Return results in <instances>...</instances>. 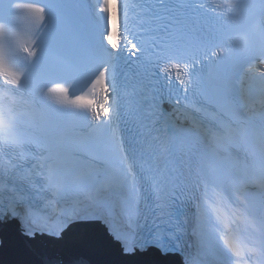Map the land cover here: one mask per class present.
<instances>
[{"label": "snow or ice", "instance_id": "6c2138e0", "mask_svg": "<svg viewBox=\"0 0 264 264\" xmlns=\"http://www.w3.org/2000/svg\"><path fill=\"white\" fill-rule=\"evenodd\" d=\"M204 7L199 0H187L181 5L185 12H197ZM253 7L242 0H230L221 15L242 14ZM260 7L264 9V0ZM129 9V4L121 9L119 0H102L97 5L87 0L71 3L52 0L47 4L0 0V145H17L23 149L37 142L32 119L37 111L64 118L63 122H53L43 137L46 147L40 168L44 169L45 181H29L28 187L13 182L6 191H0V223L17 221L26 236L47 235L57 240L68 231L94 230L92 243H114L124 258L153 252L168 256L182 250V213L171 205L182 195V189L174 170L161 169L159 161L174 149L177 141L190 150L204 146L197 173V181L203 186V197L198 199L201 213L211 206L209 189L223 194L214 202L223 207L224 196L232 200L242 188L255 187L257 182L264 185V130L257 133L258 166L244 161L239 168L223 169L205 162L212 153L211 142L215 137L231 131L214 123L221 116L217 109L232 107L238 97L251 96L253 92L264 98V75L255 85L245 82L252 69L245 71L241 60L255 53L257 34L254 32L225 34L209 29L198 32L194 40L189 39L184 18L172 0H140L135 9L142 35L137 38L127 28ZM121 11L124 25L120 23ZM18 13L27 14L22 18L26 27L17 22ZM97 13L105 14L107 23L99 38L87 25L89 17ZM259 41L260 55L264 56V24ZM149 43L155 50L145 48ZM146 52L150 57L143 60ZM53 53L55 58L50 59ZM121 61L126 65L140 62L135 86L130 92L125 87L123 95L135 98L129 100L135 112L129 147L144 158V171L159 201L158 219L167 225L155 231L141 230L138 210L131 209L133 203H138V186L133 166L126 163L128 149L124 137L116 133L125 107L121 103ZM221 68L226 70L221 72ZM173 85L183 92L185 104L181 106L178 99L176 112L187 126L177 127L176 121L162 109L164 89L170 93ZM168 102L171 103V95ZM198 113L208 120L199 119ZM69 123L70 128L66 127ZM69 133L86 137L97 145L109 165L105 167L102 160L99 167L110 173L113 182L90 195L92 204L62 213L53 229L36 218L32 201L46 191L55 190L58 194L61 188L80 179L69 180L72 164L79 160L76 152L67 150ZM104 191L123 199L107 200L101 196ZM236 203L243 212L225 215L214 208L215 221L207 220V237L198 241L202 264H240L242 247L235 242V229L230 225L245 212L253 213L238 197ZM117 208L120 227L115 226L113 215ZM200 223L198 215L194 234L198 235ZM259 225L264 233V216L259 217ZM260 255L264 257V241Z\"/></svg>", "mask_w": 264, "mask_h": 264}, {"label": "bare ground", "instance_id": "6f19581e", "mask_svg": "<svg viewBox=\"0 0 264 264\" xmlns=\"http://www.w3.org/2000/svg\"><path fill=\"white\" fill-rule=\"evenodd\" d=\"M93 4L97 5L96 3H93ZM90 21H95V20L88 19L87 25H88L89 30H91ZM98 28L100 30L99 31L100 33H102L105 30L104 28L102 29L101 26H98ZM95 34L98 38V33L95 32ZM248 75H254L255 76L256 74L255 73H253V74L249 73ZM42 116H40V117H42ZM246 116L248 117V115H246ZM40 117H36V121H34L35 127H38L39 124L37 122H38ZM78 144H79L78 145L79 147H77L74 152H76L77 155H80V156H83V157H86L87 159H89V161L91 162V164L95 168L99 169L102 172V174H105V176H106L105 179H106L108 173H105L104 171H102L100 169L99 165L101 162L100 161L95 162L89 153L79 151L78 148H80V143H78ZM0 149L2 150L1 145H0ZM12 161H13L12 156L8 154V156H2V160H0V165L5 170L9 171L12 175V178L15 180L17 178V173L14 170V167H11ZM108 166H109L108 164H105V167H108ZM78 172L84 173V175H85L87 172L88 173L90 172V168H87L85 166L84 168L80 169ZM105 181L106 180H103L102 182H105ZM258 191L259 192L257 194H262L263 197L258 199V201H257V206H256L257 210L251 211L253 213L252 215H249L248 213L245 212L242 216L235 218L233 223H231V225H230V227L232 229H235V236L237 238L235 242L238 243L242 247V256L239 258L240 264H262V261H264V257H261V255H260V245H261V242L264 241V233L261 232L260 225H259V217L264 216V190L263 191L258 190ZM103 195H104V198L107 200L123 199V197L116 198V197H110L107 194L106 195L103 194ZM202 197H203V194L201 195V198ZM236 199H237V197L234 195H233L232 200H229L225 196V197H223V207H219L218 204L214 203L215 201L219 200L217 195L210 190V191H208V205H211V206H206L205 209L203 210L204 212L201 213L199 211L198 205H196V208L193 209V216H195V211L198 212L202 216V220H201V223L199 226V232H200V235H201L203 240L205 239V235L207 237V233H208V227H206V228L204 227L205 226L204 221L208 220L209 217H211L212 220L215 221L216 211H214V208H218V210L221 213H224L225 215H227V213H230L233 211L243 212V208H241L240 204L236 203ZM243 205L246 207L245 204H243ZM62 206H64V205H62ZM32 207L35 211H37V212L40 211V209L38 207H36V206H32ZM134 207H135V204L133 203L131 205V209L133 211H135ZM81 209H82V207H81ZM81 209H76V210H81ZM119 211H120V209L117 208L116 212L113 213L116 222H119L120 216L116 215V213H118ZM51 216L52 217L50 218L51 223H50L49 228L54 229L57 226V223L60 219L61 214H60V212H56L55 214H52ZM254 217H255V219H254ZM196 220H197V218L193 222V224H195V225L197 223ZM41 222L47 224V221H45V220H43ZM19 226H20V224H19ZM207 226H208V223H207ZM141 230H143V231L150 230V225L148 224V228L146 227L145 229H141ZM196 246H198V240H197L196 244H194V247H196ZM248 249H254V250L249 251ZM194 253H195V250L193 248L192 257L194 256ZM198 261H199L198 258L194 257V260L193 261L190 260V262L188 264H198Z\"/></svg>", "mask_w": 264, "mask_h": 264}, {"label": "water", "instance_id": "95a60500", "mask_svg": "<svg viewBox=\"0 0 264 264\" xmlns=\"http://www.w3.org/2000/svg\"><path fill=\"white\" fill-rule=\"evenodd\" d=\"M9 227L25 244L26 239L18 234L15 223H11ZM3 232L8 233L9 237L12 234L6 228ZM70 232L71 236L67 232L59 241L46 240L45 242L43 239H31L30 243L26 244L33 247L32 249L23 250L21 247L20 251L12 255L5 252L4 248H10L9 243L5 241L0 247V264H152V262H144L138 258H124L114 243L104 245L92 243L94 230L82 235ZM14 239L17 240V238ZM24 255L25 258H23Z\"/></svg>", "mask_w": 264, "mask_h": 264}, {"label": "rangeland", "instance_id": "374dc122", "mask_svg": "<svg viewBox=\"0 0 264 264\" xmlns=\"http://www.w3.org/2000/svg\"><path fill=\"white\" fill-rule=\"evenodd\" d=\"M210 218H211V217H210ZM211 219H212V218H211ZM204 222H205V221H204ZM204 227H205V228L208 227L207 224H206V222H205V226H204ZM198 238L201 240L200 235H198Z\"/></svg>", "mask_w": 264, "mask_h": 264}]
</instances>
